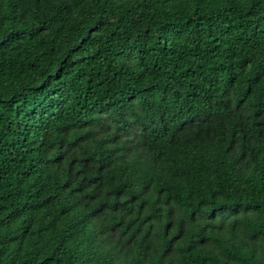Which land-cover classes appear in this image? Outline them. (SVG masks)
Instances as JSON below:
<instances>
[{
    "label": "trees",
    "instance_id": "1",
    "mask_svg": "<svg viewBox=\"0 0 264 264\" xmlns=\"http://www.w3.org/2000/svg\"><path fill=\"white\" fill-rule=\"evenodd\" d=\"M0 264H264V0H0Z\"/></svg>",
    "mask_w": 264,
    "mask_h": 264
},
{
    "label": "rangeland",
    "instance_id": "2",
    "mask_svg": "<svg viewBox=\"0 0 264 264\" xmlns=\"http://www.w3.org/2000/svg\"><path fill=\"white\" fill-rule=\"evenodd\" d=\"M212 215L210 213H204L202 214V218L204 219H212ZM228 258L232 259V257H230L229 255H226Z\"/></svg>",
    "mask_w": 264,
    "mask_h": 264
}]
</instances>
